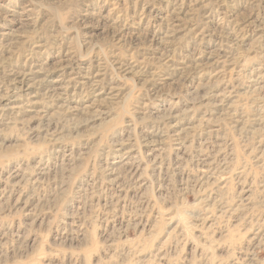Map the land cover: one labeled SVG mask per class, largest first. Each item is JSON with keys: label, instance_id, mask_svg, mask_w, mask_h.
<instances>
[{"label": "rangeland", "instance_id": "1", "mask_svg": "<svg viewBox=\"0 0 264 264\" xmlns=\"http://www.w3.org/2000/svg\"><path fill=\"white\" fill-rule=\"evenodd\" d=\"M67 64L62 100L6 77ZM92 80L122 91L94 102ZM13 91L37 106L0 126V181L17 184L0 189V264H264V0H0ZM117 144L136 175L106 171Z\"/></svg>", "mask_w": 264, "mask_h": 264}, {"label": "bare ground", "instance_id": "2", "mask_svg": "<svg viewBox=\"0 0 264 264\" xmlns=\"http://www.w3.org/2000/svg\"><path fill=\"white\" fill-rule=\"evenodd\" d=\"M167 1V0H166ZM179 11V10H178ZM154 38V37H153ZM237 40V39H236ZM235 42V41H234ZM214 58V57H213ZM210 59V58H209ZM65 62V61H64ZM200 64V63H199ZM198 64V65H199ZM255 66V65H254ZM260 66V65H259ZM119 69L121 71V73H125V74H129L131 73L134 69L132 67H126L125 65H119ZM82 68V67H81ZM90 68V67H89ZM88 68V69H89ZM262 68V67H261ZM80 69V67H79ZM92 70V69H91ZM103 70V69H102ZM254 72L256 73L255 76L257 77V75L260 73V69L257 68V69H253ZM253 70L250 72L252 73ZM34 71V70H33ZM55 70L54 69H46V68H43L42 66L38 69H36L34 71V73H32V69H29L27 72L24 71V69L22 70H11L8 72V75L6 76L8 79H9V84L11 86H13V89L14 90L15 88H18L19 87V91L22 92L23 90L25 91V93L27 92H30V90L33 88L35 89V92L37 91H43L45 95H52V96H55V98H58L59 100H62L61 97H63L66 93H67V90L68 88L72 85V83L74 82V80L72 79H69L71 78V76H69L70 74V71H71V66L69 67V65H62L60 66V69H59V66H58V70ZM76 72V71H75ZM74 72V73H75ZM85 72V70H84ZM97 72V71H96ZM73 73V72H72ZM86 73V72H85ZM244 73V72H243ZM246 73V72H245ZM54 74H59V80L60 78H64L66 76H68V80L66 81V85L64 88H60L61 85L59 88H57L55 85V83L57 81H55L53 79V76ZM78 74V73H77ZM92 74V73H91ZM92 76V75H91ZM41 77V78H40ZM85 77V76H84ZM5 78V77H4ZM75 78V77H74ZM78 78V77H77ZM101 78V77H100ZM250 78V77H249ZM112 79V78H111ZM167 79V78H166ZM251 79V78H250ZM113 80H110L108 83H109V93L108 94H105L104 90H97V88H99L98 84L100 82H97V81H94L92 80V82H89L91 83V86L93 89H91V92L93 91L94 93V102H103L102 100H106V99H114L115 97H117V95L120 94V92L122 91V86L120 87L118 85L117 82H115ZM119 82V81H118ZM255 81H250V83H254ZM93 83V85H92ZM7 84V83H6ZM86 84V83H85ZM102 85V84H101ZM249 85V84H248ZM105 87V86H104ZM154 87V86H153ZM257 87V86H256ZM10 88V87H9ZM107 89V90H108ZM58 92V91H60ZM11 91V90H10ZM15 91V90H14ZM13 91V93L9 96L8 94L9 93H5L4 95H1L0 96V126L2 125H10V122L6 124H4L5 122L3 121V117L5 115H9V114H14L15 116L17 115H20L21 113H33V109L36 108L37 106V100H36V93H34V95L32 96H29L28 99L26 100L25 104H19L18 100L20 98V96H18L17 93H15ZM23 91V92H24ZM12 95L15 97H13L14 99H11L12 98ZM25 96V95H24ZM106 96V97H104ZM207 96V95H206ZM104 97V98H103ZM227 97H223L222 99H220L218 102H217V107L216 109L218 108H221L224 106L225 104V99ZM204 99V97H203ZM22 101V100H21ZM227 102V101H226ZM39 104V103H38ZM227 104V103H226ZM228 104H232V103H228ZM234 104V103H233ZM21 105V106H20ZM225 107V106H224ZM72 109V108H71ZM70 109V110H71ZM75 109V107H74ZM73 109V110H74ZM78 109V108H77ZM76 110V109H75ZM79 110V109H78ZM83 110V109H82ZM229 110V109H227ZM72 111V110H71ZM211 111V110H210ZM213 111V110H212ZM74 113L72 115H75L76 111H73ZM83 112V111H82ZM85 112V111H84ZM88 112V111H87ZM226 112V111H225ZM40 113H43V111H40ZM233 113V112H232ZM230 113V114H232ZM38 114V112H37ZM82 114V113H81ZM228 114V113H227ZM234 114V113H233ZM40 115V114H39ZM38 115V116H39ZM237 115V114H236ZM226 116V115H225ZM233 116V115H232ZM257 116V114H256ZM234 117V116H233ZM248 117V116H247ZM246 117V118H247ZM44 117L42 116V119ZM176 117H171V120L169 121L170 123V132L171 134L173 135V139L176 141L175 143H186L189 139V130L186 132L185 129L183 128H180L177 124H172L173 123V119H175ZM259 118V116H258ZM257 118V119H258ZM95 119V118H94ZM249 119V118H248ZM251 119V118H250ZM260 119V118H259ZM258 119V120H259ZM235 120V119H234ZM240 120V119H238ZM245 120V119H243ZM262 120V119H261ZM92 121V120H91ZM242 121V120H241ZM255 121V120H254ZM263 121V120H262ZM186 122V121H185ZM245 122V121H244ZM256 123V122H254ZM259 123H262V122H259ZM240 124V123H239ZM169 125V124H168ZM210 125V124H209ZM260 125V124H259ZM236 126V125H235ZM243 126V125H242ZM246 127V126H245ZM194 128V127H193ZM187 129V128H186ZM190 129V128H189ZM212 129V128H210ZM209 129V130H210ZM237 129V128H236ZM248 129V128H247ZM255 130V128H253ZM191 130V129H190ZM196 130V129H195ZM253 131V130H252ZM257 131H260L261 134H263V137H264V128H261V129H257L255 130L254 132H252L253 134ZM215 133V132H214ZM193 134V133H192ZM197 134H199L197 132ZM252 134V135H253ZM260 134V133H259ZM161 136V135H160ZM250 136V135H249ZM259 137V136H258ZM261 137V136H260ZM195 138V137H194ZM262 138V137H261ZM159 139V136L157 135H151V134H147L146 135V139L144 140V148L147 150L150 149V146L154 145ZM252 139V138H251ZM256 140V139H255ZM161 141V140H160ZM263 141V140H262ZM54 142V140H53ZM160 144V143H158ZM158 146V145H157ZM115 150L111 152V154H117V160L115 161H112L110 164H107V168H106V171L108 173H112L114 171H116L118 168H125L129 173L132 172V175H136L137 173V170H138V166L134 165V164H129L128 161L130 159V157L132 156V154L135 152V147L131 146V145H127V144H117L115 145L114 147ZM111 148V149H112ZM154 148V147H153ZM159 148V147H158ZM185 149V148H184ZM153 151V150H152ZM109 163V162H108ZM155 167V166H154ZM201 169V168H200ZM112 170V171H111ZM206 171H204V169L200 170V173H201V178L204 177L207 182H216L215 185L217 186H220L223 182V179H220L218 178L217 179V175L216 174H213L211 172H209V170L206 168L205 169ZM217 172V171H216ZM107 173V175H108ZM113 174V173H112ZM11 176V175H10ZM14 176V175H13ZM237 176V175H236ZM20 177V176H19ZM203 178V179H204ZM16 180V179H15ZM120 181V180H119ZM2 182L0 184V189L3 191V190H6V188H11V189H15V187L17 186V184L15 183H10L8 179L4 180V181H0ZM15 182V181H14ZM18 182V181H17ZM22 184V183H21ZM224 184V183H223ZM222 184V185H223ZM21 186V185H20ZM223 187V186H222ZM25 198V197H24ZM171 217V216H170ZM166 219V218H165ZM172 220L173 219H167V222L169 225H173L172 223ZM206 222L203 221V224ZM135 223V222H134ZM138 224V223H137ZM132 225V224H131ZM130 225V226H131ZM133 226V225H132ZM171 227V226H170ZM174 227V226H173ZM261 228V227H260ZM263 228V226H262ZM257 232V231H256ZM263 232V231H262ZM255 233V232H254ZM257 238V235H255L253 237V241H255ZM80 239V238H79ZM252 240V239H250ZM138 252V251H137ZM136 252V253H137ZM136 255V254H135ZM159 259V258H158Z\"/></svg>", "mask_w": 264, "mask_h": 264}]
</instances>
